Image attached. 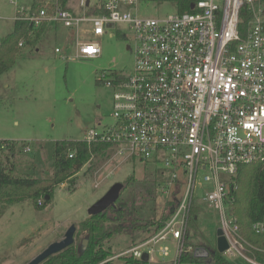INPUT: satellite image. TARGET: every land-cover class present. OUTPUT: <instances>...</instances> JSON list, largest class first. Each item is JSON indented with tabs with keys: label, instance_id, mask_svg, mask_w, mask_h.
Masks as SVG:
<instances>
[{
	"label": "built area",
	"instance_id": "obj_1",
	"mask_svg": "<svg viewBox=\"0 0 264 264\" xmlns=\"http://www.w3.org/2000/svg\"><path fill=\"white\" fill-rule=\"evenodd\" d=\"M77 2L81 12L72 11L68 0L67 7L62 0H40L35 9L17 6L13 20H29L34 29L62 25L76 59L98 57L94 38L113 35L110 29L118 23L128 27L131 71H102L98 79L113 89L114 121L85 129L82 139L106 145L117 162L156 165L161 191L174 208L154 234L108 260L140 259L147 252L151 264L169 255L160 243L173 239L177 264L190 210L194 203H206L227 240L224 255L263 264L249 253L264 248L243 235L232 206L239 167L264 166V0H191L189 11L165 17L138 15L137 0ZM243 7L249 17L241 34ZM55 52L66 57L62 48ZM252 229L264 234V221L253 222Z\"/></svg>",
	"mask_w": 264,
	"mask_h": 264
},
{
	"label": "rangeland",
	"instance_id": "obj_2",
	"mask_svg": "<svg viewBox=\"0 0 264 264\" xmlns=\"http://www.w3.org/2000/svg\"><path fill=\"white\" fill-rule=\"evenodd\" d=\"M30 2L16 0L17 4H12L0 0V38L12 30L17 6L26 9ZM176 12L177 0H137L136 13L142 17H165ZM110 30L113 35L106 33L94 38L100 45L98 57L76 59L67 30L60 24L48 23L37 43L31 47L20 46L12 67L0 75V139L24 141L30 148H24L10 159L19 173L50 174V154L41 146L55 140L82 139L85 129H99L113 123V89L98 80L99 75L102 71L130 72L133 53L127 48L132 39L128 27L118 23ZM55 47L62 48L66 57L55 52ZM132 173L133 183L124 196H135L143 215L158 220L170 196L164 195L158 185L161 176L156 165L134 160L117 162L111 154L103 158L92 156L76 173L74 185L64 182L56 186L52 199L42 209H36L26 199L3 210L0 264H26L50 242L61 239L71 224L77 227L87 217L88 207L112 183H124ZM199 205L202 211L197 227L214 245L218 216L206 203ZM143 236V233L132 234L130 229L115 235L109 240L112 254H119ZM160 244L168 246L169 255L156 257L151 264H173L176 241L168 239ZM225 256L232 264H251L239 257ZM113 262L127 264L122 257L114 258Z\"/></svg>",
	"mask_w": 264,
	"mask_h": 264
},
{
	"label": "trees",
	"instance_id": "obj_3",
	"mask_svg": "<svg viewBox=\"0 0 264 264\" xmlns=\"http://www.w3.org/2000/svg\"><path fill=\"white\" fill-rule=\"evenodd\" d=\"M66 1L62 0L63 7H67ZM190 1L177 0V11H189ZM39 4L40 0H34L31 8L35 9ZM248 17L246 9L241 8L239 10L241 20L238 24L241 34L245 32ZM44 27L45 24H42L38 29H34L29 20H14L12 30L0 38V75L14 64L16 54L20 51H18L19 42L23 40L26 46H33L39 40ZM1 143L5 146L0 148V215L8 205L26 199H30L36 209H42L52 199L56 186L64 182L71 184V187L74 185L76 173L89 162L92 156L103 158L109 155L104 144H87L83 139L55 140L47 146H41L49 151L51 173L33 176L19 173L15 162L10 160L18 152H23L28 143L0 139ZM133 180L132 173L124 179V188L114 206L109 207L103 214L88 215L81 220L76 227L73 243L49 256L40 264H114L112 260H108V257L113 255L109 244L112 237L130 229L132 234L143 233L144 236L140 239L142 240L160 229L169 217L172 202H165L166 210L158 220L147 219L135 196L130 194L124 196ZM161 181L160 177L159 184ZM236 181L237 188L233 191L235 202L232 212L237 217L241 232L247 240L257 247L264 248V234H256L252 229L253 222L264 221V166L241 165ZM71 190L74 189L71 188ZM39 200L42 201L40 205ZM201 211L199 203H194L187 218L185 238L177 264L183 261L199 264H232L223 252L216 249L215 243L210 244L198 229L197 220ZM85 238L87 244L81 250L82 240ZM196 247H205L210 254L207 257H195L193 251ZM250 255L264 264V252L251 251ZM122 258L127 264H150L148 261L130 256Z\"/></svg>",
	"mask_w": 264,
	"mask_h": 264
},
{
	"label": "water",
	"instance_id": "obj_4",
	"mask_svg": "<svg viewBox=\"0 0 264 264\" xmlns=\"http://www.w3.org/2000/svg\"><path fill=\"white\" fill-rule=\"evenodd\" d=\"M190 7H193V4H190ZM124 188V183L120 181H116L112 183L107 191L99 197L95 202H93L87 209L88 215L95 214H103L109 207L114 206L116 200L118 199L120 192ZM48 198V196H46ZM173 206L170 207L169 212H173ZM76 231V225L71 224L61 239L54 240L50 242L42 251L32 257L26 264H40L43 260L48 258L49 256L56 254L67 246L73 243L74 241V233ZM216 240L215 245L216 249L219 252H224V250L228 247L227 240L223 235V231L221 227L216 228ZM87 244V239L82 240L81 250L85 248ZM210 252L205 247H196L193 251V255L195 257H207ZM142 261H148L147 252H143L140 258Z\"/></svg>",
	"mask_w": 264,
	"mask_h": 264
},
{
	"label": "crops",
	"instance_id": "obj_5",
	"mask_svg": "<svg viewBox=\"0 0 264 264\" xmlns=\"http://www.w3.org/2000/svg\"><path fill=\"white\" fill-rule=\"evenodd\" d=\"M34 2V0H31V2H30V5L29 6H31L32 5V3ZM68 7H70V9H72V11H74V12H81L82 11V9L79 7V5H78V2H77V0H68ZM14 21V20H13ZM46 28V25H45V27H44V29ZM44 31V30H43ZM67 33V32H66ZM88 216V215H87Z\"/></svg>",
	"mask_w": 264,
	"mask_h": 264
}]
</instances>
